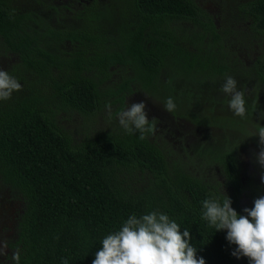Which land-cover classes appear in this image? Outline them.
I'll return each instance as SVG.
<instances>
[{
	"label": "trees",
	"instance_id": "trees-1",
	"mask_svg": "<svg viewBox=\"0 0 264 264\" xmlns=\"http://www.w3.org/2000/svg\"><path fill=\"white\" fill-rule=\"evenodd\" d=\"M99 2L0 0V68L22 85L0 101V189L21 202L0 264H15L17 250L19 264H92L103 238L152 211L188 229L206 264H249L203 219L202 202L228 195L244 209L264 194L259 137H249L264 126V0L241 10L254 20L241 34L223 33L195 0H131L135 24L121 42L89 27ZM227 76L245 93V118L221 91ZM131 95L162 108L172 97L171 122L147 114L154 132L127 134L117 113ZM59 109L105 126L74 136ZM246 148L258 174L244 173Z\"/></svg>",
	"mask_w": 264,
	"mask_h": 264
},
{
	"label": "clouds",
	"instance_id": "clouds-1",
	"mask_svg": "<svg viewBox=\"0 0 264 264\" xmlns=\"http://www.w3.org/2000/svg\"><path fill=\"white\" fill-rule=\"evenodd\" d=\"M22 85L6 70L0 68V101L11 98L14 91H20ZM221 91L230 97L228 107L235 116L247 115L245 93L237 88V81L227 76ZM109 116L111 105L106 104ZM144 101L134 102L125 110L117 113L120 126L127 134L139 132V139L146 133H153L155 123L150 122ZM163 108L168 113L176 111L172 97H168ZM264 120V113H260ZM258 136L259 152L255 153L256 162L264 168V126L257 123L255 131L249 134ZM264 183V173L261 174ZM202 217L216 231L226 230V240L235 245L232 255L246 257L249 264H264V195L254 199L252 207H245L239 214L232 207L231 198L223 200L205 199L202 202ZM215 231V232H216ZM188 229L181 230L180 225L165 213L152 211L137 217L130 215L121 228L101 241L102 246L95 252L92 264H206L204 257H197V248L190 243ZM7 242L0 241V256L7 253ZM15 264H19L20 253L12 254ZM63 264H68L63 259Z\"/></svg>",
	"mask_w": 264,
	"mask_h": 264
},
{
	"label": "rangeland",
	"instance_id": "rangeland-1",
	"mask_svg": "<svg viewBox=\"0 0 264 264\" xmlns=\"http://www.w3.org/2000/svg\"><path fill=\"white\" fill-rule=\"evenodd\" d=\"M62 1H64V4H67L68 1L71 2L72 0ZM250 1L251 0H195L199 8L205 10L212 17L216 18V24L218 28H222V26H224L221 30L225 34H230L232 29L236 30L238 34H241L245 30L249 32L253 28V17L245 18L244 12L241 11H245V6ZM98 10L100 13L99 18ZM98 10L95 11L94 14L90 15V19L92 21L89 23V27L92 28L99 36L102 34H107L108 37H113L115 39H118V42H121V40L126 36V34L123 32L127 31L135 24L133 20H130L134 17L131 0H100V2L98 3ZM77 25L83 27L82 29L86 28V25L82 22H78ZM185 31L180 32V35L182 37L186 35ZM196 32L197 34L203 33V29L199 27L196 29ZM5 62L7 61H2V64H0V66H2ZM119 80V76H116L115 81ZM110 85H112V82H110L109 86ZM35 96L31 95L29 96V98ZM128 99L129 106L134 102L144 101L146 104L145 111H148V113H150V110L154 111V114L150 113L151 118H165L163 115V111L158 107L156 103L152 102L149 98L145 96L141 98L140 96L131 95ZM112 110H114L113 106H111V111ZM107 112L108 109L103 113L106 114ZM252 119L253 121H257L256 118ZM57 121L58 124L62 126V128H64L65 130L68 129L74 136L75 134L81 136L83 133H86V130L88 129L92 132L97 128L105 126L103 121L101 124H99L98 115H94L93 118L89 119L88 116H84L82 115V113L72 110L60 111L59 109ZM169 125L171 127V130H177V125L174 122L169 123ZM157 134L159 135L160 132H158ZM174 135L176 138L177 135L175 131ZM239 143L247 146L249 145L247 140L243 141L241 139ZM239 147L242 148V145H239ZM247 152L248 150L246 148L245 152H242L240 154V157L245 163L244 173L258 174V170H256L251 165L250 155ZM262 184V190L264 192V183ZM261 195L264 194H261L259 192L256 193L257 197ZM20 203L21 202L14 200L13 197L7 193L6 189H0V241H6L7 244L12 240L13 233L15 231V226L12 222L11 215L13 214L12 212H14L13 209H15L16 211L18 206H20ZM246 204H249L248 201H246Z\"/></svg>",
	"mask_w": 264,
	"mask_h": 264
},
{
	"label": "flooded vegetation",
	"instance_id": "flooded-vegetation-1",
	"mask_svg": "<svg viewBox=\"0 0 264 264\" xmlns=\"http://www.w3.org/2000/svg\"><path fill=\"white\" fill-rule=\"evenodd\" d=\"M87 1V3L88 2H92L93 0H82V2H86ZM158 105V104H157ZM158 107L163 111V115H164V119H162L161 117H160V119L159 120H161L162 122H164V123H166V122H171V121H168V115L166 114V111L162 108V106L161 105H158ZM147 112V114H149L150 115V113L151 114H154V111L153 110H150L149 112L150 113H148V111H146ZM155 118V117H154ZM243 199H244V196H243ZM242 202H243V200H242ZM241 205H242V203H241ZM234 209L239 213V214H242V215H246V213H244L243 212V208L239 205V206H234ZM240 212H243V213H240Z\"/></svg>",
	"mask_w": 264,
	"mask_h": 264
}]
</instances>
